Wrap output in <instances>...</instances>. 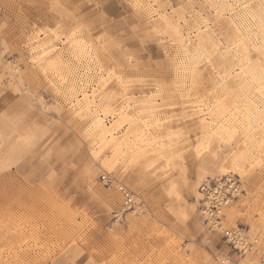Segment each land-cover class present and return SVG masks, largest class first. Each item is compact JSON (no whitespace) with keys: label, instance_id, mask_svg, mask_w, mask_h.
Returning <instances> with one entry per match:
<instances>
[{"label":"rangeland","instance_id":"374dc122","mask_svg":"<svg viewBox=\"0 0 264 264\" xmlns=\"http://www.w3.org/2000/svg\"><path fill=\"white\" fill-rule=\"evenodd\" d=\"M263 57L264 0H0V264H264Z\"/></svg>","mask_w":264,"mask_h":264},{"label":"built area","instance_id":"2783aa9c","mask_svg":"<svg viewBox=\"0 0 264 264\" xmlns=\"http://www.w3.org/2000/svg\"><path fill=\"white\" fill-rule=\"evenodd\" d=\"M200 189L204 194L202 209L206 216V222H214V219L220 213L221 209L229 205L241 193L240 182L234 177L206 182ZM120 190L126 198L125 206L132 205V193L122 186ZM226 241L232 249L240 254H246L247 252L255 250L257 244L256 239H251L238 232H227Z\"/></svg>","mask_w":264,"mask_h":264},{"label":"bare ground","instance_id":"6f19581e","mask_svg":"<svg viewBox=\"0 0 264 264\" xmlns=\"http://www.w3.org/2000/svg\"><path fill=\"white\" fill-rule=\"evenodd\" d=\"M222 22H224L223 24H224V27H227V26H229V24L231 23L229 20L227 21V20H221ZM246 71H247V73L249 74V75H251V77L253 78V77H260V78H264V57H263V60H261V61H258V60H256V61H252V62H250L248 65H247V68H246ZM94 128H95V132L96 133H100V132H102L103 130H104V125H103V121L102 120H97V121H95V123H94ZM227 176V175H226ZM213 181V180H212ZM103 182L106 184V185H108V186H113V185H115L116 187L115 188H117L118 189V191L123 195V197H124V202H123V207H125V208H128V209H130V208H135V206H136V201H135V195L132 193V191L130 190V189H128L127 187H125V186H123V185H121L120 183H118V181H116L115 179H113V178H111V177H106V176H104L103 177ZM210 182V181H209ZM206 183V182H205ZM208 183V182H207ZM240 185H241V183H240ZM124 187V188H126V189H128L131 193H132V198H133V203H132V205H130V206H125V201H126V198H125V195L122 193V191L120 190V187ZM241 194V193H240ZM198 195H200V196H198ZM203 196V197H202ZM201 197H202V199H201ZM203 198H204V194L202 193V191L201 190H199L198 191V189H196L195 190V200H196V202H201L200 203V212H201V215H202V217L204 218V221H205V219H206V216H205V214H204V212H203V209H202V205H203ZM235 200V199H234ZM232 202V201H231ZM231 204V203H230ZM229 204V205H230ZM229 205H227V206H224L222 209H221V211H220V213L216 216V218L214 219V222H206L207 224H208V228L210 229V230H215V228H222V220H223V218H224V211H225V209H227L228 207H229ZM199 209V208H198ZM198 211V210H197ZM215 224V225H212V224ZM207 226V225H206ZM243 231V230H242ZM227 232H238V233H241V234H243L244 232H241L240 231V229L239 230H231V231H226L225 232V234H224V236H225V238H226V233ZM244 235V234H243ZM246 236V235H245ZM255 239V238H254ZM256 249V248H255ZM254 251V250H253ZM252 252V251H251ZM247 253H250V252H247ZM246 253V254H247ZM246 254H243V255H246Z\"/></svg>","mask_w":264,"mask_h":264}]
</instances>
